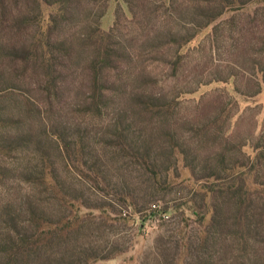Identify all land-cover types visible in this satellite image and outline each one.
I'll return each mask as SVG.
<instances>
[{"label": "rangeland", "instance_id": "obj_1", "mask_svg": "<svg viewBox=\"0 0 264 264\" xmlns=\"http://www.w3.org/2000/svg\"><path fill=\"white\" fill-rule=\"evenodd\" d=\"M2 73L0 229H54L17 264H264V0H0Z\"/></svg>", "mask_w": 264, "mask_h": 264}, {"label": "trees", "instance_id": "obj_2", "mask_svg": "<svg viewBox=\"0 0 264 264\" xmlns=\"http://www.w3.org/2000/svg\"><path fill=\"white\" fill-rule=\"evenodd\" d=\"M71 1L72 0H67V2L69 3H71ZM56 4H60V1L56 2ZM104 15L105 13L102 14L101 17L103 18ZM39 32L37 35V39L32 43V45H30L29 48H26L20 45V43H17L7 48L8 52H6L5 56L11 57L13 59V63L15 64L14 66H16L17 63H22L26 67V65L29 64L31 61H33L35 64L38 62L37 60H39V57L37 58V56H35L36 54H38L37 50L42 48L41 46L43 44L48 43V42L46 43L44 42V39L40 35ZM99 32H98V38H99V41H101V46L104 45V47H99L98 59L100 57H103V59L101 58L102 59L101 63L105 64V62H108L106 60L112 57V55L110 56L108 54L113 52V50L110 48V46H107L111 34H109L108 36L101 31ZM61 45H63L62 42H61ZM42 60H43L42 67L44 68L43 69L44 74L48 79V83L50 84L49 85L50 91L53 90L56 96H60L61 89H63L64 87L62 83H60L59 81L61 73H59V71L56 70L54 63H53L54 57L52 55V51L50 50V44L47 46V49H45V51L43 52ZM21 75H19V77ZM4 77H5L4 73L0 74V81L5 80ZM14 123L20 124L19 122H14ZM257 157L259 160L261 158L263 159L264 151L259 153ZM228 188L232 192H236L238 190V188L237 190L235 189L236 188L235 185H230ZM246 191L248 192V189H246ZM246 202H247V199L243 197L242 200L236 203L238 206L237 207L238 213H236L237 218L235 222V226H237L236 231H235V236L237 237V240L245 246L246 244H249L250 235L254 229L253 224H252V221L254 220V215H251V213L246 212L247 207L245 208L244 206ZM17 218L12 216L10 219H7V223L9 222L10 224L8 226L9 230L6 228L0 229V248L4 249L3 254L0 255V264H17V262H21V261L24 262L26 259L30 257V253L32 254V252L36 251L37 248H39L38 244L42 243L43 238H44L42 237L43 234L45 235V239L47 238L49 240L51 234L54 233L53 226L48 225V224L42 225L40 223L37 228L38 231H36L38 233H35L34 237L32 235L33 239L31 240L33 241H31V243H29L28 246L26 247V240L30 237L28 236V233H25L23 236L16 234V233H20V230H21L19 228L20 224ZM213 219H216V218L214 217ZM3 222H5V219ZM41 227H42V230L39 232V228ZM63 229L64 231L70 229V225L68 224L67 227H64ZM55 230H57V228ZM25 247L27 249L29 247L30 249V251L28 252L29 255H26Z\"/></svg>", "mask_w": 264, "mask_h": 264}]
</instances>
